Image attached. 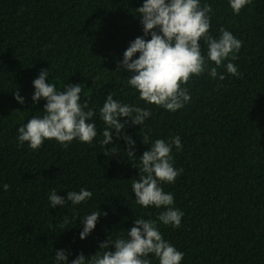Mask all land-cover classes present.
I'll return each mask as SVG.
<instances>
[{
	"label": "trees",
	"instance_id": "1",
	"mask_svg": "<svg viewBox=\"0 0 264 264\" xmlns=\"http://www.w3.org/2000/svg\"><path fill=\"white\" fill-rule=\"evenodd\" d=\"M143 2L0 0V264H56L61 249L71 264L80 253L96 254L110 235L126 236L135 218L155 220L165 209L138 205L132 180L139 179V157L151 143L175 136L183 147L173 146L174 167L183 172L161 186L184 215L179 228L158 227L184 253L181 264H264V0H251L238 15L229 0H201L212 7L209 34L218 38L224 28L243 43L238 58L218 68L224 80L207 71L191 78L185 86L191 100L175 112L139 99L128 84L132 74L117 70L130 42L144 36L135 11ZM200 43L207 57V45ZM228 62L240 75L227 72ZM47 69L58 90L81 85V103L96 113L91 144L74 139L65 147L53 139L33 150L19 143L18 128L44 115L46 101L32 99L33 81ZM17 89L23 104L15 99ZM109 93L152 113L142 131L121 118L128 121L121 135L135 140L137 157L123 153L127 142L115 132L113 144L121 152H103L112 147L101 144L106 125L99 112ZM81 188L93 196L79 205L66 201L53 208L48 199L52 189L66 200ZM99 209L107 216L80 239L83 216ZM150 260L159 264L154 255Z\"/></svg>",
	"mask_w": 264,
	"mask_h": 264
},
{
	"label": "clouds",
	"instance_id": "2",
	"mask_svg": "<svg viewBox=\"0 0 264 264\" xmlns=\"http://www.w3.org/2000/svg\"><path fill=\"white\" fill-rule=\"evenodd\" d=\"M230 7L235 14L251 0H229ZM143 25V37H137L130 42L124 52L122 62L118 63L117 70L131 73L128 84L139 93V99L148 104H154L168 111L175 112L184 107L191 100L189 89L185 87L193 76H201L206 71L212 78L224 80L225 76L218 72L224 62L231 58L235 61L237 53L242 47V41L230 31L221 28L218 38L211 36L212 7L208 3L201 5V0H144L141 7L135 9ZM150 36V39L145 37ZM207 45V57L202 54L200 41ZM139 57L134 59L136 54ZM209 61L214 62L212 67ZM227 72L240 75L233 62L226 64ZM49 69L41 70L38 78L33 81L35 92L33 101H46L44 115L34 116L25 125L18 128V141L25 142L33 150H38L45 140H56L65 147L74 139L91 144L97 137V128L93 121L95 111L89 108L87 101L81 103L83 91L80 84H67L64 90H58L56 84L49 82ZM15 99L23 104L24 98L19 90L14 91ZM100 117L106 127L102 132L101 144L106 147V156L121 152L119 144H113L114 132L119 140L127 142L128 147L123 149L128 158L137 157L135 140L132 136L121 132L128 121L121 118H130L132 125L141 126L151 117L150 110L135 105L123 104L115 100L111 93L106 97L103 107L100 108ZM142 141L149 144V137L144 135ZM173 146L182 150L181 138L173 137L170 141L156 139L151 143L149 150L140 156L139 179L132 180V191L135 201L145 208L163 207L165 211L153 220L143 217L135 218L134 226L127 230V235H110L100 243V251L86 257L83 253L72 260L71 264H151L150 256L154 255L159 264H181L184 253L163 238L158 225L181 226L184 213L173 207L174 195L166 193L162 184L173 183L181 175L183 169L174 167L172 156ZM136 168V167H135ZM8 184L3 189H9ZM93 193L85 188L79 192L69 191L67 199L58 195L52 189L48 199L55 208L63 206L66 201L79 205L91 199ZM107 216L101 210L93 211L83 216L81 221L83 230L80 239H86L95 229L101 215ZM65 224L69 220L65 218ZM69 253L61 249L56 251V264H67Z\"/></svg>",
	"mask_w": 264,
	"mask_h": 264
}]
</instances>
